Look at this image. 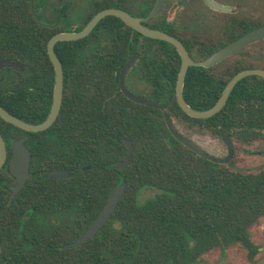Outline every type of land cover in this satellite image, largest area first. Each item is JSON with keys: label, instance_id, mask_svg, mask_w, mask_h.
I'll list each match as a JSON object with an SVG mask.
<instances>
[{"label": "trees", "instance_id": "1", "mask_svg": "<svg viewBox=\"0 0 264 264\" xmlns=\"http://www.w3.org/2000/svg\"><path fill=\"white\" fill-rule=\"evenodd\" d=\"M69 5L63 0H0V60L8 59L29 70L28 87L18 86L15 79L7 85L0 83V106L26 123H41L50 107L52 81L41 95V64L51 65L48 40L67 32ZM90 18L83 24L77 21L79 29ZM109 20L112 23L108 28L115 40L109 49L116 54L108 61L110 71L93 72L91 78L86 71H78L76 84L66 77L61 109L51 126L67 131L54 134L53 153L62 154L60 148L66 146L67 151H62L68 156L76 97V127L82 131L77 142V153L81 155L78 167L91 166L82 172L84 181L78 189L84 193L91 189L92 214H86L85 209L81 216L77 210V223L68 217L67 225L48 226L50 229L44 231L31 221L33 215H38L41 200L25 207L22 196L54 192L55 181L43 179L41 189L34 177L8 204L12 182L0 175V264H223L229 260L257 264L260 249L264 248V168L239 170L231 162L219 164L199 157L172 136L165 113L170 119L177 118L188 127L203 128L217 137L224 132L240 145L264 142V80L240 81L222 110L208 119L188 117L176 102L164 110L135 104L119 91V72L114 71L128 56L129 43L121 40L137 34L128 27L122 30L124 25L118 19ZM106 25L101 21L86 38L57 43L54 52L58 60L63 65L91 64L94 48H103L94 41L104 34ZM143 47L170 48L148 38ZM166 59L173 63L160 72L165 76L164 83L152 79L149 71L140 72L143 81L153 84L152 100L163 103L173 96L180 64L175 53ZM95 64L104 66L106 62L99 59ZM198 77L193 69L187 72L183 98L192 109L203 111L215 104L224 85L205 87ZM89 81L95 83L93 89L87 86ZM19 133L20 129L0 118L2 136L13 139ZM28 135L37 170L40 150L35 139L41 133ZM123 139L131 143L133 152L124 168L113 170L111 167L123 160L127 151ZM105 175L108 196H103ZM123 182L125 191L107 223L87 242L64 249L95 220L113 190Z\"/></svg>", "mask_w": 264, "mask_h": 264}, {"label": "flooded vegetation", "instance_id": "2", "mask_svg": "<svg viewBox=\"0 0 264 264\" xmlns=\"http://www.w3.org/2000/svg\"><path fill=\"white\" fill-rule=\"evenodd\" d=\"M157 1L158 0H87L84 10H82L80 5L77 6L76 8L75 7L72 8L71 10H75L79 12L80 20L77 22V24L78 23L83 24L84 20L88 16L91 15V18H93L98 12L105 9L113 8L120 10L129 17L135 20H140L141 21L140 24L143 25L144 27H147L152 30L160 31L179 41L180 44L185 49L189 58L195 63L206 61L207 59H209L211 56L219 52L227 45L238 40L239 38L248 34L249 32L264 26V0H162L161 7L157 15L146 21L147 17L155 7ZM68 3H63V4H68ZM110 18H115V17H105L101 20V21H105L107 25L104 27L103 30L104 34L100 37V39L97 38L94 41V43L99 42L103 48L100 50L94 48L92 54L90 55L91 64L87 66H80L76 64L63 65L59 61L61 63V68H62V85H63L62 96L65 86L64 81L66 80V77H68L67 79L74 81L75 82L74 84H76L78 78L77 75L78 71H83V70L86 71L90 78L93 77L92 76L93 72H98L101 70L107 73L110 71L111 68L109 66L108 61H110L111 57L116 56V54L113 51H110L109 49L112 41L113 42L115 41L113 40L111 32L108 28L109 27L108 24L112 23L111 22L112 20H109ZM119 21L124 25L121 26L120 28L126 31L127 30L126 27L128 26H126L121 20ZM77 24L76 22L68 24L67 26H65L66 27L65 31L67 32L80 31L83 27L79 29ZM133 32L136 33L137 35L132 34L130 38H128L127 40H124V38L121 40L122 42L128 41L129 43L128 56L125 59V61L121 65H119L114 72H119V76H120V72L124 67V65L128 62V60L131 57L135 56L133 64L124 78V84H125V79L128 78V83L130 84V86L134 85L140 91H143L144 93H148L152 96L153 84H148L147 82L143 81L140 72L142 70L149 71L152 79L155 80L156 78H158L160 79V83H164L165 76L162 75L160 72L166 71V68L172 66L171 64L173 63L172 60H167L166 57L173 56L174 53L179 57V54L172 45L162 41L159 42L166 43L167 45L170 46V48L167 47L163 50L144 49L143 42L144 39H146V37H143L142 35L138 34L135 31ZM99 59L106 62V64L104 66L95 64V61ZM4 61L15 63L8 59H2L0 60V63ZM118 61H120V59ZM179 68H180V64H179ZM190 69H193L194 72L198 74L199 76L198 78L200 79L199 80L200 85L209 88L221 87L224 85L223 86L224 89L225 85L230 81V79L243 70L257 69L264 71V39H260L256 42L246 45L236 53L226 57L225 59L221 60L220 62L210 67L207 68L192 67V66L188 67L186 74ZM54 77H55V72L52 64L51 65L41 64V95L43 93V89L48 87L51 81H52V92H53ZM246 78L261 79L260 77H256V76H249ZM10 79H15L16 84L18 86L21 84L22 88L28 87L29 86L28 68L19 64H17L16 69L11 67L0 68V83H5V85H7V83L11 82ZM185 79H186V75L184 78V83H185ZM256 83L258 84L259 82L257 81ZM118 85H119V77H118ZM9 86H11V84H9ZM87 86L93 89V87H95V83L89 81L87 83ZM89 93L93 95V91L92 92L89 91ZM3 95L5 96L6 93H3ZM182 95H183V91H182ZM147 100L154 101L152 99H147ZM51 103H52V96H51ZM77 104H78L77 99L76 97H74L72 111L74 117L73 119L75 120V125L74 128L69 130L71 134L69 138L71 142L70 153L68 154V156L67 154L65 155L63 154V151H67L68 149V147L66 146L60 148L62 154L53 153V150L55 149L53 145V141L55 140L54 134L67 132V131H60L51 128V126L54 124V122L56 121L59 115L61 109V105H60L58 115L55 121L53 122V124L48 129L38 132L41 133V136L35 139L38 141L39 144L38 148L40 150V152L36 155L38 160L37 165L39 167L37 170L34 169L33 159L35 158L33 157V150L31 148V145L29 144L30 136L28 134L31 133H27L21 130L22 133L17 134V136L13 139H9L8 137L5 138L0 134L6 152V160L3 166L0 168V175H3L5 177L7 176V179L12 182V185L8 188V193H9L8 200L11 194V189L15 186V179L11 176V174L8 171V160L10 157V149L12 142L14 140H17L22 137H26V140L24 141V145L30 153V165H29L30 177L26 179V182L35 177V182L41 183V189H42L43 188L42 186L44 185L43 179L55 181L54 184L56 185V189L54 192L49 191L42 193H34L31 195L26 194L25 196L24 195L22 196L25 197L24 199L25 207H31L33 200H41L39 201L41 202L40 204L41 208L38 210L36 207V210H38V215L37 216L33 215L31 221L43 227L44 231L50 229V227L48 226L67 225L68 217L71 218L74 224L77 223V210L81 216L83 215V211L85 209H86V214H92L93 211L94 204H93V195L91 189H89V191L86 193H84L82 189L81 191H79L78 189V187H81L84 181L82 172L90 170L91 166L86 165V166L78 167L77 159L81 155L77 153L78 152L77 142H78V135L79 133H82V131L78 130L76 127V120L78 118ZM50 107L42 121L46 119L50 111ZM218 138L220 139V137ZM58 140H65V139L58 138ZM59 157H64L65 158L64 161H62V159ZM231 160L229 162H231ZM58 171L65 172L66 176L59 179L47 178V175L49 173L58 172ZM104 185L105 188L103 189V196L104 195L108 196L107 175H105L104 177ZM21 191L14 196L12 201L18 195H20ZM26 218L27 215L23 216V220H25ZM89 226H87L78 236H76L74 241Z\"/></svg>", "mask_w": 264, "mask_h": 264}, {"label": "water", "instance_id": "3", "mask_svg": "<svg viewBox=\"0 0 264 264\" xmlns=\"http://www.w3.org/2000/svg\"><path fill=\"white\" fill-rule=\"evenodd\" d=\"M70 1L71 0H63V3H68ZM161 3H162V0L157 1L155 7L153 8L151 13L147 17L146 21L157 15L161 7ZM105 17L118 18L126 26H128L133 31L137 32L138 34L142 35L143 37H146L152 40L166 42L172 45L179 54L181 63H180V68L177 74L176 83L174 87V95L172 99L166 104H160L158 102H154V101L147 100L141 97H137V96L130 94L127 91L125 84H124V78L127 75V72L129 71V69L131 68L133 61L135 59V56L131 57L128 60V62L124 65V67L122 68L120 72L119 90L126 99H128L129 101L135 104L153 108L156 110H164L167 107H169L173 102H176L179 108L182 110V112L186 114L188 117L193 118V119H208L216 115L222 110V108L224 107L228 99L229 94L231 93L232 89L239 81L249 76L260 77L261 79L264 80L263 70H257V69L243 70L230 79V81L225 85L224 89L222 90L220 97L217 99V101L212 107H210L207 110H203V111L194 110L185 102L183 95H182L184 78H185L188 67H191V66L192 67H205V68L210 67L220 62L221 60L225 59L226 57L236 53L237 51H239L241 48L245 47L246 45L256 42L260 39H264V26L249 32L248 34L242 36L238 40L227 45L226 47L221 49L219 52L211 56L206 61L195 63L189 58L185 49L180 44V42L174 39L173 37L166 35L160 31L152 30L147 27H144L143 25L140 24L141 22L140 20H135L120 10L109 8V9H105V10L98 12L93 18H91V20L88 23H86L83 26V28L80 31L61 32V33L55 34L48 40L47 46H46L47 56H48L50 63L54 67L55 77H54V86H53V92H52V103H51L50 111L46 119L39 124H29L9 114L1 106H0V118L4 122L27 133H38L45 129H48L55 121L58 115L59 109H60L61 102H62V88H63L62 87L63 86L62 85V68H61V63L59 62V60L57 59L54 53V46L60 42H72V41L81 40L87 37L96 27V25ZM2 67H11V68L16 69L17 64L4 61L0 63V68ZM165 122L172 136L176 140H178L184 147L191 150L193 153H195L199 157L210 160V161H214L219 164H226L231 160L232 155H233V143L226 133L220 132L219 137L227 148V156L225 158H219V157H215L214 155L206 152L201 146H199L193 140L183 137L178 132L177 128L173 124L169 115L166 113H165ZM25 140H26V137L19 138L17 140H14L11 145L10 157L8 160V171L11 174V176L15 179V186L11 189V194L8 200V204H10L14 196L22 190L26 182V179L30 177V174H29L30 153L24 145ZM123 143L127 151L123 157V160H121L120 162H118L117 164L111 167L113 170H120L124 168L128 164L131 158V155L133 152L131 143L126 141L125 139H123ZM5 160H6V152H5L3 140L0 135V168L5 163ZM65 176H66L65 172L58 171V172L49 173L47 175V178L59 179ZM125 186L126 185L123 182L117 188L113 190L112 194L107 199L102 210L97 215L95 220L91 223V225L75 241H73L70 244L65 245L63 247L64 249L75 248L87 242L93 236L97 234V232L104 226V224L108 221V219L114 212L115 208L117 207L125 191ZM0 252H1V248H0Z\"/></svg>", "mask_w": 264, "mask_h": 264}, {"label": "rangeland", "instance_id": "4", "mask_svg": "<svg viewBox=\"0 0 264 264\" xmlns=\"http://www.w3.org/2000/svg\"><path fill=\"white\" fill-rule=\"evenodd\" d=\"M87 0H72L69 2L70 8V22L75 23L80 20V15L78 11L71 10L80 5L82 10L85 9V4ZM78 9V8H77ZM101 36H99L100 39ZM125 84L128 92L134 96L142 97L145 99H153V97L137 89L134 85L130 86L128 83V78L125 79ZM160 104L163 101H156ZM171 120L178 132L185 138L193 140L199 146H201L206 152L214 155L215 157L224 158L227 155V149L221 140L216 136L206 131L203 128L188 127L187 124L177 118L171 117ZM232 166L239 170H252L256 171L264 168V142L256 141L251 143L248 146L240 145L236 142H233V158L231 160ZM264 229V220L261 223V230ZM261 255L257 261V264H264V248L260 249ZM238 262V261H235ZM232 261H225L223 264H235Z\"/></svg>", "mask_w": 264, "mask_h": 264}]
</instances>
